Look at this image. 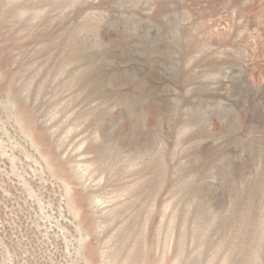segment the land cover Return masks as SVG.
Wrapping results in <instances>:
<instances>
[{"label": "rangeland", "instance_id": "1", "mask_svg": "<svg viewBox=\"0 0 264 264\" xmlns=\"http://www.w3.org/2000/svg\"><path fill=\"white\" fill-rule=\"evenodd\" d=\"M0 264H264V0H0Z\"/></svg>", "mask_w": 264, "mask_h": 264}]
</instances>
